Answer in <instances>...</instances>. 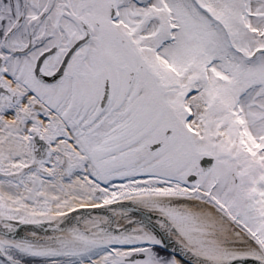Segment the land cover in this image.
<instances>
[{"label": "snow or ice", "instance_id": "6c2138e0", "mask_svg": "<svg viewBox=\"0 0 264 264\" xmlns=\"http://www.w3.org/2000/svg\"><path fill=\"white\" fill-rule=\"evenodd\" d=\"M0 264H264V0H0Z\"/></svg>", "mask_w": 264, "mask_h": 264}]
</instances>
